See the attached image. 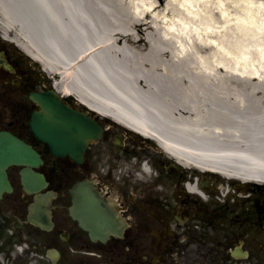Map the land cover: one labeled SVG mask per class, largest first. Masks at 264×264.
I'll use <instances>...</instances> for the list:
<instances>
[{
    "label": "bare ground",
    "instance_id": "6f19581e",
    "mask_svg": "<svg viewBox=\"0 0 264 264\" xmlns=\"http://www.w3.org/2000/svg\"><path fill=\"white\" fill-rule=\"evenodd\" d=\"M0 29L182 164L264 183V0H0ZM212 94L236 109L212 102L206 124Z\"/></svg>",
    "mask_w": 264,
    "mask_h": 264
},
{
    "label": "flooded vegetation",
    "instance_id": "af4514ba",
    "mask_svg": "<svg viewBox=\"0 0 264 264\" xmlns=\"http://www.w3.org/2000/svg\"><path fill=\"white\" fill-rule=\"evenodd\" d=\"M48 81L42 68L0 37V129L12 131L37 149L43 159L38 169L48 187L57 191L54 225L41 242L59 251V256L49 257L50 263L67 257L66 244L79 249L86 237L68 216L66 187L88 175L127 222L122 237L95 243L99 248L108 245L116 263L122 259V264H183V260L216 264L221 259L225 264L236 261L230 250L238 245L252 255L257 215L253 191L260 193L256 202L262 212L264 186L255 189L249 183L226 182L220 195L212 177L192 176L151 138L118 127L107 126L104 136L87 146L79 165L67 156H53L28 127L31 111L38 108L28 95L45 89ZM7 171L12 191L0 198V248L6 238L17 237L26 241L31 259L38 246L35 227L26 221L28 196L22 190L19 167ZM188 183H194L195 189L187 188Z\"/></svg>",
    "mask_w": 264,
    "mask_h": 264
},
{
    "label": "water",
    "instance_id": "95a60500",
    "mask_svg": "<svg viewBox=\"0 0 264 264\" xmlns=\"http://www.w3.org/2000/svg\"><path fill=\"white\" fill-rule=\"evenodd\" d=\"M31 96L41 106L39 111L32 113L30 121L35 135L47 141L54 154L67 153L75 160L80 159L88 141L99 136L100 125L90 116L62 104L59 96L51 90L32 93ZM12 163L37 165L35 152L13 137L0 154V187L7 183L3 168ZM22 179L27 191H35V183L42 182V177L29 167L22 170ZM71 190L72 205L68 211L87 230L92 240H104L111 234L122 233L123 221L90 182L79 183ZM46 197L35 195L30 215L34 224L42 225L48 221L49 200Z\"/></svg>",
    "mask_w": 264,
    "mask_h": 264
},
{
    "label": "rangeland",
    "instance_id": "374dc122",
    "mask_svg": "<svg viewBox=\"0 0 264 264\" xmlns=\"http://www.w3.org/2000/svg\"><path fill=\"white\" fill-rule=\"evenodd\" d=\"M176 2L183 3L184 0H176ZM156 10H159L160 12L163 11V9L161 7L160 8H157ZM216 12H217V9H216ZM227 83L231 84V80H228ZM213 95L215 96L216 94H212V96ZM212 98L213 99L211 101H209V103L208 102H201V104H200L201 105L200 110L202 111L201 121L203 123H206V124L209 123V121L211 120V117H212V116L208 115V113H211L214 110L213 108L212 109L210 108V105H212L211 104L212 102L213 103L215 102L216 104H222V105L225 104L226 106L228 105V106H231L233 108V106L230 103H228L227 101H224L223 100V101L219 102L218 101V98H217V95H216V97H212ZM235 109L233 108V110L231 109V111L234 112ZM254 225H255V227L253 229L254 246H255L254 249H253V257L254 258L251 259L250 261H246L245 263H241V264H258L259 260H261V262H260L261 264H264V235H263L262 243L260 244L261 247H258L257 246V235H256V231L258 229L257 228L258 227V224L255 223ZM37 239H38V237H37ZM258 248H259V250L261 252L258 253V255H257ZM85 250H88L89 252H91V251L98 252L97 250H94V249H85ZM103 250H106V249H103ZM43 253H44V249H42V251L40 252V254H43ZM85 255L86 256L84 257V262H81V264H112V263H110L108 261L109 258L100 260V256H97L96 257L97 259H95L94 257L88 258L87 256H89V255H87V254H85ZM10 257H11V260H9L8 262H6L5 264H21V263H25L24 259L23 260L22 259H19L17 262H15V259L13 258L14 256L13 255L12 256L10 255ZM40 257H41V255L38 256V258H40ZM38 261H40L38 264H48L47 260L45 258H42V257H41V260H38ZM67 263L68 264H75V263H78V262H74V259H72L70 257V261H68ZM231 264H233V263H231Z\"/></svg>",
    "mask_w": 264,
    "mask_h": 264
}]
</instances>
